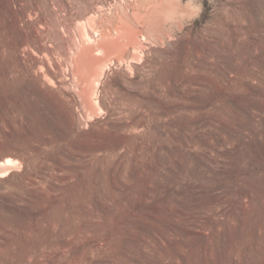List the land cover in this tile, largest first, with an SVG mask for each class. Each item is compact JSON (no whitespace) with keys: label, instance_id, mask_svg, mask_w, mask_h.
I'll return each mask as SVG.
<instances>
[{"label":"rangeland","instance_id":"1","mask_svg":"<svg viewBox=\"0 0 264 264\" xmlns=\"http://www.w3.org/2000/svg\"><path fill=\"white\" fill-rule=\"evenodd\" d=\"M6 160L0 264H264V0H0Z\"/></svg>","mask_w":264,"mask_h":264},{"label":"bare ground","instance_id":"2","mask_svg":"<svg viewBox=\"0 0 264 264\" xmlns=\"http://www.w3.org/2000/svg\"><path fill=\"white\" fill-rule=\"evenodd\" d=\"M88 37V36H87ZM106 42H104V44H105ZM112 42H110V44H111ZM102 44V43H101ZM100 44V45H101ZM99 45V44H98ZM99 45V46H100ZM113 45H115V43L113 44ZM98 46V47H99ZM101 46H104L103 44L101 45ZM116 46V45H115ZM115 46H113V47H115ZM97 47V46H96ZM105 47H106V45H105ZM89 48H91V47H88V49ZM100 48V47H99ZM107 48V47H106ZM109 48H110V46H109ZM112 48V47H111ZM111 48H110V50H107L106 52H109V51H111ZM92 49V48H91ZM98 49V48H97ZM101 49H103L102 47H101ZM105 49V48H104ZM103 49V50H104ZM113 49V48H112ZM99 50V49H98ZM106 50V49H105ZM105 50H104V52H105ZM87 51V50H86ZM101 51V50H100ZM89 52V51H88ZM103 52V51H102ZM83 54H85V53H83ZM85 55H87V53L85 54ZM89 55V54H88ZM103 58V57H102ZM87 59V58H86ZM93 59H95V58H93ZM101 59V58H100ZM85 61V60H84ZM97 62H98V60H97ZM99 62H100V64H101V61L99 60ZM96 64V63H95ZM87 65V64H86ZM86 65H85V67H86ZM90 65V64H89ZM94 66V65H93ZM93 66L91 67V68H93ZM97 66H98V64H97ZM90 67V66H89ZM94 67H96V66H94ZM88 68V67H87ZM88 71H89V68H88ZM90 71H93V70H91L90 69ZM84 72V71H83ZM86 72V71H85ZM90 73H88V77H92V76H90V75H92L93 73H91L90 75H89ZM96 74V73H95ZM101 74V73H100ZM89 79V78H88ZM86 93V92H85ZM87 94V93H86ZM17 163L15 162V161H13V160H6V162L4 163V164H2V165H0V177H3V176H5L6 174H7V171H8V169H9V167L10 166H14V165H16Z\"/></svg>","mask_w":264,"mask_h":264}]
</instances>
